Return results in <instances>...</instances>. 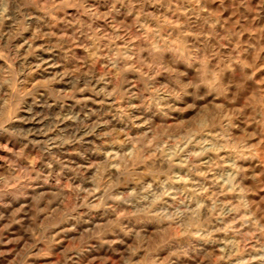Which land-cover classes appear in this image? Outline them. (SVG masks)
<instances>
[{"label":"rangeland","instance_id":"obj_1","mask_svg":"<svg viewBox=\"0 0 264 264\" xmlns=\"http://www.w3.org/2000/svg\"><path fill=\"white\" fill-rule=\"evenodd\" d=\"M0 264H264V0H0Z\"/></svg>","mask_w":264,"mask_h":264}]
</instances>
